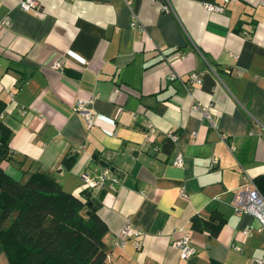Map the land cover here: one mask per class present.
I'll use <instances>...</instances> for the list:
<instances>
[{
	"label": "crops",
	"instance_id": "1",
	"mask_svg": "<svg viewBox=\"0 0 264 264\" xmlns=\"http://www.w3.org/2000/svg\"><path fill=\"white\" fill-rule=\"evenodd\" d=\"M20 1L0 0V120L10 130L2 168L21 181L42 170L83 199L82 175L108 167L104 186L90 190L107 226L108 264L263 258L264 231L234 210L232 197L244 174L264 175V132L254 123L264 127V0L230 1L222 12L202 4L223 0H129L130 8L124 0H36L27 10ZM131 10L142 30L130 26ZM192 72L200 84L187 82ZM76 98L92 101V126L73 108ZM178 150L182 166L172 164ZM213 210L226 218L216 237L191 228L192 217ZM127 221L142 233L138 248L133 239L114 244ZM184 234L196 248L186 260L172 246Z\"/></svg>",
	"mask_w": 264,
	"mask_h": 264
},
{
	"label": "trees",
	"instance_id": "2",
	"mask_svg": "<svg viewBox=\"0 0 264 264\" xmlns=\"http://www.w3.org/2000/svg\"><path fill=\"white\" fill-rule=\"evenodd\" d=\"M4 103L0 100V112ZM10 130L0 120V253L7 264H108L103 236L107 226L90 190L83 199L65 191L50 174L37 170L21 181L1 166L9 152ZM170 146L167 139L163 150ZM66 168L72 159L63 160ZM264 196V175L253 179ZM226 222L218 211L192 217L191 228L216 237Z\"/></svg>",
	"mask_w": 264,
	"mask_h": 264
},
{
	"label": "built area",
	"instance_id": "3",
	"mask_svg": "<svg viewBox=\"0 0 264 264\" xmlns=\"http://www.w3.org/2000/svg\"><path fill=\"white\" fill-rule=\"evenodd\" d=\"M234 1V0H223L222 3H208L205 2L202 4L203 8L206 11L209 12H222L224 4ZM125 4L130 8L129 0H124ZM19 6L22 9H31L36 8L37 1L36 0H21L19 3ZM161 9L164 12H172V7L170 3H165L161 6ZM130 26L135 27L139 30H142V25L139 22L137 15L131 10L130 13ZM2 23L5 26H10V19L5 18L3 19ZM234 57H237L236 55H233ZM59 63H56V66H59ZM170 79L173 80L177 77L175 73H170ZM187 82L190 84H200L201 83V77L199 73L192 72L188 75ZM92 101L90 99H82V98H76L73 102V108L79 112L85 121V124L87 127L92 126L95 124V114L91 110ZM191 109L194 111H197L201 114L202 117L206 118L209 124L212 126L213 123L210 120V116L207 113L206 107L201 106L199 103H194L191 106ZM255 126L258 128V132L260 133L261 137L262 132H264V127L260 126L258 123L254 122ZM146 130H147V139L152 140L155 134L154 127L152 123L146 124ZM250 134H253V131L249 132ZM166 136L174 143L176 142V134L173 131H168L166 133ZM154 149H156L154 147ZM184 161L183 152L181 150H178L174 156V159L172 161V164L175 166H182ZM110 170L108 167H104L100 173L95 175L94 177H88L86 175H82V181L85 185V189L91 190L94 188H102L105 184L106 179L110 177ZM243 185L239 187L233 194L232 197V205L236 212L238 213H248L252 215L259 223L258 230L264 231V196L261 194L257 186L255 185L253 179L247 175H243ZM181 195L185 197V193L181 192ZM248 233L247 230H243L242 234L246 235ZM141 231L138 229H135L131 226V224L127 221L124 223V225L121 227L117 239L114 242L115 245L118 246H124L125 242L129 239H133L134 246L136 248L140 245V238H141ZM172 246L175 247L178 250L179 257L182 260H186L191 256H194L196 254V248L189 240V235L184 234L179 239L174 240L172 243ZM233 248L237 251H240V247L234 245ZM111 255L110 253H107L106 259H110ZM255 264H261L264 263V257L261 259H255Z\"/></svg>",
	"mask_w": 264,
	"mask_h": 264
},
{
	"label": "rangeland",
	"instance_id": "4",
	"mask_svg": "<svg viewBox=\"0 0 264 264\" xmlns=\"http://www.w3.org/2000/svg\"><path fill=\"white\" fill-rule=\"evenodd\" d=\"M16 179V178H15ZM18 180V179H17ZM26 180V179H25ZM23 181V180H22ZM0 264H7L6 259L4 258V256L0 253Z\"/></svg>",
	"mask_w": 264,
	"mask_h": 264
},
{
	"label": "water",
	"instance_id": "5",
	"mask_svg": "<svg viewBox=\"0 0 264 264\" xmlns=\"http://www.w3.org/2000/svg\"><path fill=\"white\" fill-rule=\"evenodd\" d=\"M45 174L49 175L48 173H45ZM50 176H51V175H50Z\"/></svg>",
	"mask_w": 264,
	"mask_h": 264
}]
</instances>
